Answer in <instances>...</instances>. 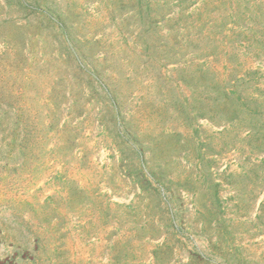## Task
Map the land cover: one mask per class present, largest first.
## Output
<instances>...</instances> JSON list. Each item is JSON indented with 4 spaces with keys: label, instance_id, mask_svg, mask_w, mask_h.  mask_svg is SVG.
I'll use <instances>...</instances> for the list:
<instances>
[{
    "label": "rangeland",
    "instance_id": "obj_1",
    "mask_svg": "<svg viewBox=\"0 0 264 264\" xmlns=\"http://www.w3.org/2000/svg\"><path fill=\"white\" fill-rule=\"evenodd\" d=\"M0 264H264V0H0Z\"/></svg>",
    "mask_w": 264,
    "mask_h": 264
}]
</instances>
